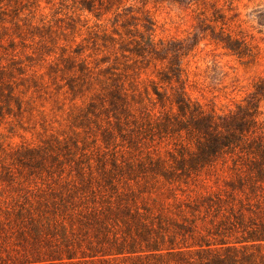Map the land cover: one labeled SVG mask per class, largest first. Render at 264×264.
<instances>
[{"label":"rangeland","instance_id":"obj_1","mask_svg":"<svg viewBox=\"0 0 264 264\" xmlns=\"http://www.w3.org/2000/svg\"><path fill=\"white\" fill-rule=\"evenodd\" d=\"M215 11L223 16L226 32L244 39L250 48L249 54L239 56L209 38L211 30L221 26L220 21L214 20L217 19ZM116 12L120 16H115ZM130 14L148 15L154 23L156 40H183L187 52L181 58L186 90L205 109L223 113L236 110L237 105H255L257 127L251 137L264 146V0H121L117 9L100 17L70 1L38 0L31 21L49 26L57 43L53 45L47 39L45 47L39 42L35 45L38 50L26 48L24 52L33 56L30 61L18 47L17 58L30 64L28 72L37 77L42 75L47 86L39 93H27L34 100L31 111H25L22 116L11 114L0 122V157L22 144H50L59 153L62 166L68 169L76 165L66 159L67 148L75 151L74 159L83 162L80 165L84 169L89 162L94 174H99L104 167L111 169L114 157L117 164L129 157L118 137L102 139L101 132L107 126L104 121L98 125L91 123L85 131L76 126L79 121L73 120L72 114L79 106H85L92 92L85 93L90 94L84 102L79 98L80 93L70 100L72 94L62 86L70 73H62L58 68L65 64L60 57L61 47L66 48L62 57L69 55L75 59L74 63L85 58L93 66L95 59L106 53L100 50L99 36L111 34L113 27L121 28L120 23ZM26 42L31 43L29 39ZM50 65L56 71H50ZM104 66L105 63L100 65ZM152 70L150 67L140 74V86L147 83L148 77H154ZM154 148L166 158V150L173 151L172 145L164 143ZM230 165L227 157L226 163L218 162L215 168L201 171L187 182H154L138 177V182L129 179L128 186L121 187L125 180L121 179L119 192L124 194L120 198L109 197L113 210L105 209L108 203L99 195L95 199L96 205L111 217L105 229L98 222L86 224L85 218L80 221L73 217L72 230L66 234L70 251L64 248L57 251L62 259L28 264H188L184 260L201 264V257L225 258L217 264H264V241L244 240L249 234L247 230L257 229L258 222L264 221V215L256 207L263 201L264 189L238 183ZM42 178H46L44 172ZM35 180L36 186L44 187L40 179ZM29 184L34 187V183ZM9 189L5 187L0 192L2 207L22 201L18 191ZM108 194L104 197L108 198ZM216 196L223 200H216ZM123 205L130 208L131 216H122ZM117 215L126 223L114 222ZM114 234L119 240L123 235L125 240L113 243L105 239ZM16 242L23 244L14 234L0 240V262L2 258L4 262H18L14 257H20L16 251L21 247ZM24 254L30 260L34 258L29 246L24 247Z\"/></svg>","mask_w":264,"mask_h":264},{"label":"trees","instance_id":"obj_2","mask_svg":"<svg viewBox=\"0 0 264 264\" xmlns=\"http://www.w3.org/2000/svg\"><path fill=\"white\" fill-rule=\"evenodd\" d=\"M65 1L94 13L96 17L117 9L121 2ZM36 2L38 0H0V122L6 121L11 114L22 116L25 111H31L34 100L27 93H39L41 88L47 86L42 75L37 77L28 72L30 64L17 58L18 47L25 59L30 61L33 56L24 52L26 48L38 50L35 45L40 42L45 47L47 39L53 45L57 43L49 26L32 23ZM115 16H120V13L116 12ZM216 17L214 20L220 21L221 26L216 31L212 29L209 38L234 54H249L250 48L244 39L226 32L223 16L217 14ZM120 27H113L111 34L99 36L100 50H106V53L95 59L93 66L85 58L74 63L73 57H62L66 48L61 47L60 57L65 64L58 69L62 73H70L62 85L72 94L70 100L80 93L79 98L84 102L92 92L85 106H79L72 114L73 120L79 121L76 126L85 131V127L91 123L98 125L104 121L107 126L101 132L102 139L107 141L111 137H118L129 157L118 164L114 157L111 169L100 168L101 172L94 174L89 162L84 169L80 165L83 162L74 159L75 151L67 150L65 145L66 159L76 163L68 169L62 166L59 153L50 144H22L6 152L0 157V188L18 191L22 201L16 200L10 207L0 205V240L14 234L23 244L16 242L21 247L16 251L20 257H14L18 262H4L2 258L0 264L62 259L57 251L63 248L70 251L66 234L72 230L73 217L80 221L85 218L86 224L98 222L105 229L111 218L105 209L110 211L114 208L109 197L120 198L124 194L119 192L121 179H125L121 187L128 186L129 179L138 182V177L154 182H187L201 171L215 168L218 162L226 163L229 157L231 165L228 167L238 183L264 189V146L261 141L251 137L257 127L256 106L251 103L247 106L237 105L236 110L223 113L205 109L186 90L181 58L187 52L183 40H156L154 23L146 14H130L120 23ZM28 39L31 43L26 42ZM104 63L106 66L100 67ZM150 67L154 69L151 71L154 77H148L147 83L140 86V74ZM50 68V71H56L52 65ZM47 74L51 75L50 72ZM160 143L172 145L173 151L166 150L168 158L154 148ZM116 146H113V150ZM53 162L58 165L53 167ZM43 172L46 178H42ZM36 178L44 184L43 188L36 186ZM31 182L34 187H30ZM107 193L108 198L104 197ZM97 195L108 203L107 208L96 205ZM215 199L223 200L218 196ZM256 207L264 215V197ZM122 208V216H131L127 205ZM122 216H118L114 222L126 223ZM255 227L257 229L250 232L247 230L249 234L244 240L264 241V221L258 222ZM105 239L117 243L125 240V237L121 235L119 240L114 234L112 238ZM27 246L34 253L32 260L24 254V247ZM224 259L201 257L199 262L217 264ZM184 262L189 264L191 261Z\"/></svg>","mask_w":264,"mask_h":264}]
</instances>
